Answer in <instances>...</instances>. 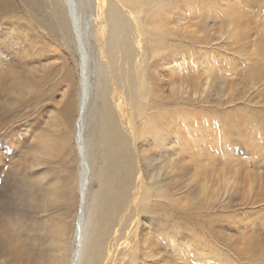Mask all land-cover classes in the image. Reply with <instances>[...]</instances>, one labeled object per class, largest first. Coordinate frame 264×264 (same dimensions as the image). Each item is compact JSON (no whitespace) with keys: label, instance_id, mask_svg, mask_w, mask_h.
I'll return each mask as SVG.
<instances>
[{"label":"rangeland","instance_id":"rangeland-1","mask_svg":"<svg viewBox=\"0 0 264 264\" xmlns=\"http://www.w3.org/2000/svg\"><path fill=\"white\" fill-rule=\"evenodd\" d=\"M6 1L0 0V80H15L19 85L15 96L22 97V105L4 110L6 115L0 110V119L9 122L6 130H0V135L9 134L0 136V237L5 243H19L27 255L40 247L49 253L46 242L42 239L40 246L38 242L50 232L54 240L56 221L37 222L34 210L24 205L31 198L25 187L32 189L50 178L49 174L41 178L43 170L34 165L30 150L43 139L52 143L51 151L62 164L74 154L75 137L62 136L65 124L53 117L63 119L61 114L72 99L77 108L81 105L84 64L74 47L70 67L61 44L64 32L59 30L53 39L47 36L27 0ZM43 1V8L34 11L53 18L50 2ZM73 2L90 56L91 105L83 142L95 169L90 133L102 60L93 31L98 28L94 23L98 10L96 0ZM147 3L159 12L150 29L166 49L152 63L156 89L169 107L162 121L169 130V169L159 164L158 174L164 177L154 189V193L167 192V199L158 198V205L168 210L169 235L177 241L169 246L165 264H264V0ZM68 70L76 90L70 87ZM27 85H32V92L21 94ZM166 155L158 157L159 162ZM141 163L145 167L147 158L141 157ZM62 174L74 190L79 178L71 172ZM90 188L98 189L92 175Z\"/></svg>","mask_w":264,"mask_h":264},{"label":"bare ground","instance_id":"bare-ground-1","mask_svg":"<svg viewBox=\"0 0 264 264\" xmlns=\"http://www.w3.org/2000/svg\"><path fill=\"white\" fill-rule=\"evenodd\" d=\"M48 1L53 18L45 13L39 16L34 11L43 6V0H27L26 3L31 4L28 5L29 10L34 12V19L43 31H47V36L53 39L59 30L64 32L61 44L72 63L70 67L73 66L74 47L81 54L84 64L81 105L77 108L72 99L61 114L63 119L53 117L55 122L62 120L65 124L62 136L66 137L67 133L75 137L74 154L66 158L67 168V164L60 163V157L51 151L53 146L50 141L42 139L31 148L32 158H36L34 165L43 170L41 178L48 174L50 178L32 189L25 187L24 192H29L31 198L24 205H30L34 210L37 222L52 220V224L56 221L52 230L57 235L53 234V241L51 232L40 237L38 245L43 239L46 249H50L49 253L42 252L40 247L37 252L28 255L19 243H5V239L2 241L0 237V264H165L169 258V246H175L177 241L175 235H169L168 210L158 205V198L167 199L166 191L154 193L164 177V174H158L159 164L169 169V130L162 124L169 115V107L163 96L158 94L152 66L155 57L166 50L162 40H157L150 29L155 14L159 12L152 4L147 5V0H96L98 13L94 23L98 28L93 31L102 60L97 92L92 100V121L95 124L90 136L94 169L85 155L83 142L91 105L90 56L82 39L85 35L77 21L79 17L76 16L74 0ZM68 73L72 77L69 70ZM257 76L260 77V74ZM0 81V105L3 104L0 110L6 115V111L20 108L22 97H16L19 85L14 79ZM29 86L20 88L21 94L31 93L33 89ZM70 87L76 90L73 77ZM0 122V130L9 127L8 119L1 118ZM0 136L6 138L9 134L4 132ZM51 137L54 138L55 134ZM71 149L72 146L68 154L72 153ZM62 151L64 153L65 150ZM164 154H167L166 160L159 162ZM141 157L148 160L145 167H142ZM76 163L78 166H75ZM6 167V170H11L2 165V168ZM143 168L146 173H143ZM67 172L79 178L72 191L67 185L68 180L62 179V173ZM90 175L98 183L95 191L90 188ZM159 224L163 225L160 227ZM154 225L157 227L152 233ZM38 229L43 230L44 227L39 223Z\"/></svg>","mask_w":264,"mask_h":264}]
</instances>
